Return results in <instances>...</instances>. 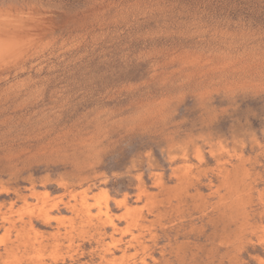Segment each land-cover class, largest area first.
<instances>
[{"label":"rangeland","instance_id":"374dc122","mask_svg":"<svg viewBox=\"0 0 264 264\" xmlns=\"http://www.w3.org/2000/svg\"><path fill=\"white\" fill-rule=\"evenodd\" d=\"M0 264H264V0H0Z\"/></svg>","mask_w":264,"mask_h":264}]
</instances>
